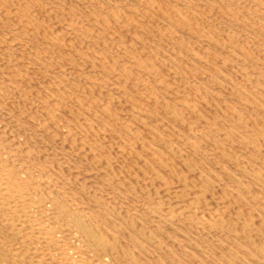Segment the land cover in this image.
<instances>
[{"label": "bare ground", "instance_id": "bare-ground-1", "mask_svg": "<svg viewBox=\"0 0 264 264\" xmlns=\"http://www.w3.org/2000/svg\"><path fill=\"white\" fill-rule=\"evenodd\" d=\"M0 264H264V0H0Z\"/></svg>", "mask_w": 264, "mask_h": 264}]
</instances>
